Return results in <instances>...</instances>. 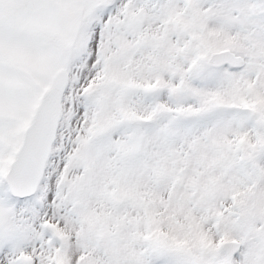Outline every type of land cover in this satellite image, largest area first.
I'll list each match as a JSON object with an SVG mask.
<instances>
[{
	"label": "snow or ice",
	"instance_id": "6c2138e0",
	"mask_svg": "<svg viewBox=\"0 0 264 264\" xmlns=\"http://www.w3.org/2000/svg\"><path fill=\"white\" fill-rule=\"evenodd\" d=\"M0 264H264V0H0Z\"/></svg>",
	"mask_w": 264,
	"mask_h": 264
}]
</instances>
